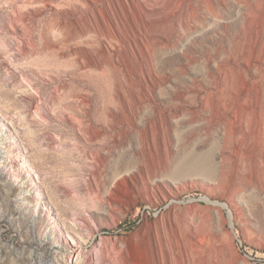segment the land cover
<instances>
[{"label": "rangeland", "instance_id": "1", "mask_svg": "<svg viewBox=\"0 0 264 264\" xmlns=\"http://www.w3.org/2000/svg\"><path fill=\"white\" fill-rule=\"evenodd\" d=\"M0 135V264L264 263V0H0Z\"/></svg>", "mask_w": 264, "mask_h": 264}, {"label": "bare ground", "instance_id": "2", "mask_svg": "<svg viewBox=\"0 0 264 264\" xmlns=\"http://www.w3.org/2000/svg\"><path fill=\"white\" fill-rule=\"evenodd\" d=\"M211 97V96H210ZM209 97V98H210ZM208 98V99H209ZM219 98H221V96H219ZM212 101H213V98H212ZM228 123V122H227ZM226 123V124H227ZM0 139H2V137H1V135H0ZM4 146H3V144H0V161L3 159V157L5 156L4 155V153H5V151H4ZM213 154V153H212ZM214 155V154H213ZM184 158V157H183ZM202 158H203V155H202ZM205 158H207L208 160H209V164H210V166H213V165H215L214 163L215 162H213L212 161V155H211V153H210V151H208L207 153H206V156L203 158V159H205ZM211 168V167H210ZM210 168H207V169H210ZM215 167L213 166V169H214ZM211 170V169H210ZM212 172H214L213 170H212ZM207 173V172H206ZM25 196L26 195H30V190L29 189H27V190H25V194H24ZM205 198V200H207V201H210V199L209 198H207V197H204ZM217 204V203H216ZM223 205H226L225 203L223 204ZM72 243L74 244L73 246H75V245H77L76 244V242H73L72 241ZM70 248V247H69ZM71 249V248H70ZM57 252V251H56ZM75 251H69V250H66V248L64 249V248H61L60 250H59V252H57L59 255H60V257H64L65 255H70L71 256V254H73ZM78 254H79V252H76L75 253V255H77L78 256Z\"/></svg>", "mask_w": 264, "mask_h": 264}, {"label": "built area", "instance_id": "3", "mask_svg": "<svg viewBox=\"0 0 264 264\" xmlns=\"http://www.w3.org/2000/svg\"><path fill=\"white\" fill-rule=\"evenodd\" d=\"M261 261H263V260H260V262H261ZM262 264H264V263L262 262Z\"/></svg>", "mask_w": 264, "mask_h": 264}]
</instances>
